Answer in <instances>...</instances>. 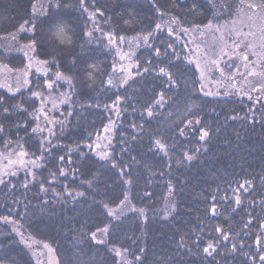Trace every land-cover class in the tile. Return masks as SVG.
I'll return each instance as SVG.
<instances>
[{
	"label": "trees",
	"instance_id": "trees-1",
	"mask_svg": "<svg viewBox=\"0 0 264 264\" xmlns=\"http://www.w3.org/2000/svg\"><path fill=\"white\" fill-rule=\"evenodd\" d=\"M38 1L0 0V35L32 43L71 92L40 134L44 86L0 89L1 147L40 160L0 183V264H34L18 232L47 243L58 264H119L114 249L128 264H264V89L201 93L177 41L204 25L180 18L178 8L201 13L195 4L56 0L39 16ZM125 51L135 69L120 81ZM109 122L99 159L90 146Z\"/></svg>",
	"mask_w": 264,
	"mask_h": 264
},
{
	"label": "rangeland",
	"instance_id": "rangeland-1",
	"mask_svg": "<svg viewBox=\"0 0 264 264\" xmlns=\"http://www.w3.org/2000/svg\"><path fill=\"white\" fill-rule=\"evenodd\" d=\"M55 1L40 0L32 11L43 16L46 13L45 6ZM108 1L109 9H112L113 4L127 0H113L114 3ZM170 1L166 0L168 4ZM179 1L182 4L191 3L190 6L195 4V9L201 11L196 12L192 7H177L182 15L180 18L185 22L194 20L204 24L183 28L185 37L177 40L183 46V58L193 66L197 74L201 93L209 97L219 92L240 97L248 96L253 89H264V0H235L234 11L225 6L219 10L216 4L221 0ZM115 17H119L117 12ZM21 31L26 37L31 35V28L22 27ZM0 51L5 59V63L0 62V89L12 94L33 87L34 83L44 86L45 93L38 96L40 104L37 108L36 130L40 134L50 133L54 122L52 113L66 105L70 97L71 80L61 73L51 71L49 63L35 55L33 44L20 42L17 33L0 35ZM13 54L19 55L12 57ZM115 68L119 72L120 81L130 76L135 69L131 53L125 51L120 57L119 66ZM61 83L65 85L63 90L58 88ZM113 129V123L109 122L90 146L91 152L99 159L109 156ZM39 167L40 160L29 157L22 146L0 145V183L20 173L31 176ZM123 207L124 204L108 212L118 214ZM17 234L29 250L34 264H58L47 243L32 239L22 232ZM103 235L104 232L97 239H102ZM114 254L119 264H128L124 252L114 249ZM261 257L264 259V252Z\"/></svg>",
	"mask_w": 264,
	"mask_h": 264
},
{
	"label": "snow or ice",
	"instance_id": "snow-or-ice-1",
	"mask_svg": "<svg viewBox=\"0 0 264 264\" xmlns=\"http://www.w3.org/2000/svg\"><path fill=\"white\" fill-rule=\"evenodd\" d=\"M161 71H163V70H161ZM205 135H207V133H205ZM201 138H203V137H201ZM189 159H191V157H189ZM205 251H207V249H205Z\"/></svg>",
	"mask_w": 264,
	"mask_h": 264
}]
</instances>
